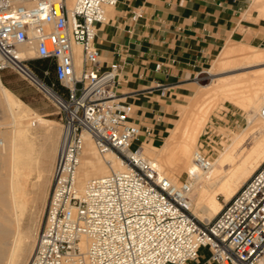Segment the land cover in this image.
I'll use <instances>...</instances> for the list:
<instances>
[{"label": "built area", "instance_id": "1", "mask_svg": "<svg viewBox=\"0 0 264 264\" xmlns=\"http://www.w3.org/2000/svg\"><path fill=\"white\" fill-rule=\"evenodd\" d=\"M117 2L74 0L69 9L67 0H0V71L12 69L38 90L50 89L61 122L43 218L26 264H264V162L214 218L200 221L189 209V174L172 181L144 155L133 105L118 89L121 63L101 67L96 43L107 8ZM31 44L37 58L52 64L49 83L16 52ZM157 87L164 95L165 85ZM259 115L264 119V103ZM85 135L98 154L116 155L124 168L79 186ZM193 159L200 169L212 166L200 150Z\"/></svg>", "mask_w": 264, "mask_h": 264}, {"label": "bare ground", "instance_id": "2", "mask_svg": "<svg viewBox=\"0 0 264 264\" xmlns=\"http://www.w3.org/2000/svg\"><path fill=\"white\" fill-rule=\"evenodd\" d=\"M73 4L74 0H67L69 9ZM254 6L264 11V0H254ZM73 49L78 55L79 46L74 44ZM222 51L224 53L216 61L217 67L209 69L213 75L264 64V49L255 46L227 45ZM16 52L20 57L29 59L36 54V48L34 44L20 45ZM76 63L79 64L78 57ZM261 69L249 74L232 73L214 78L210 84L202 87L205 89L203 92L196 90L192 97L195 104L192 102V105L189 104L180 113L177 124L166 132L155 149L156 152L149 158L172 181H176L175 175L186 169L192 183L189 209L200 221H210L221 210L224 203L218 201L216 195L222 194L223 202L228 201L264 162V119L259 115V109L264 103V68ZM44 93L48 97L53 94L47 87ZM204 94H208L212 103L218 98H224L242 106L249 121L248 130L243 135L241 133L240 137L235 134L233 144L231 143L225 153L217 154L218 157L207 170L197 167L193 159L198 151L194 144L195 136L201 131V126L212 109L211 105L205 106V102L202 105L203 101L200 99ZM0 106L8 118L6 124L2 121L4 128H0V264H23L33 248V244L28 241L32 236L30 231L22 227L27 205L26 185L34 174L39 192L44 194L47 186V181L41 182L45 172L42 155L37 152L28 128L35 125L44 127L51 123L18 100L3 86L1 80ZM186 120H189L188 123ZM55 154L57 153L51 154L52 161L55 160ZM123 168L124 163L116 155L98 154L90 138L85 135L78 168L79 186L89 178Z\"/></svg>", "mask_w": 264, "mask_h": 264}, {"label": "crops", "instance_id": "3", "mask_svg": "<svg viewBox=\"0 0 264 264\" xmlns=\"http://www.w3.org/2000/svg\"><path fill=\"white\" fill-rule=\"evenodd\" d=\"M248 2L118 0L97 29L100 65L121 63L122 96L134 110L153 114L164 108L158 96L201 81L211 56L227 38L233 34L259 37L260 31L246 27L244 21ZM134 12L136 19L131 17ZM158 84L165 85L164 95ZM200 252L207 254L206 248Z\"/></svg>", "mask_w": 264, "mask_h": 264}, {"label": "rangeland", "instance_id": "4", "mask_svg": "<svg viewBox=\"0 0 264 264\" xmlns=\"http://www.w3.org/2000/svg\"><path fill=\"white\" fill-rule=\"evenodd\" d=\"M244 13L246 16L244 20L246 23V27H251L253 30L260 31L258 38L251 39L249 36L242 37L240 36V34H233L231 37L227 38L223 44L217 47L216 51L211 56L206 67V72L202 74L203 78L199 83H196L189 88H184L183 91L166 92V96H158L157 99L160 102L165 103L164 108H161L153 114H145L143 112L134 110L133 118H136L135 122L138 123L141 127V136L139 142L141 143L143 153L147 158H152V154L156 152L155 149L158 148L159 144L162 142L166 132L177 124L180 113L185 110L189 106V104L192 105V102L193 104H195L192 97L195 95L196 90H201V92H203L205 89L202 87H204L206 84H210L212 80H214V78H221L224 75L226 76L232 73L249 74L258 72L262 70L261 68H264V64H260L243 69H234L220 72L214 75L209 72L210 67H217L216 61L217 58L224 53L222 51L224 46H255L260 49H264V11L254 6V0H249ZM240 28L242 30V26H240ZM35 55L36 54L34 53V55L29 58L28 66L38 76L49 83V81L53 78L52 70L48 69L49 74L47 75L43 73V70L47 69V67H51L52 65L49 60L37 58L35 57ZM0 80L3 86L8 88L13 93V95L18 98V100L24 103V105L26 104V106L31 108V110L35 113L50 120L49 122L51 123V125L46 124L44 125V127H37L35 125V127L30 126V128H28V134L35 143L36 150L38 149L37 152L41 153L42 155L45 172L42 178L43 181L41 180V182L47 181V186L45 188L44 194L39 192V185L34 174L30 179H28L26 185L27 205L25 206L22 218V227L23 229H27L30 231V234L32 236L31 239L28 238V241H30L31 244H34L36 232L43 218L44 206L50 187V170L52 171V165L54 162V160H51V154L52 152L57 153L58 145L60 142V114L58 113V110L53 104L52 100L48 98L43 91L38 90L32 83L22 77L18 72L12 69H4L0 71ZM206 95L204 94L200 99L201 102L203 101L202 105L204 106L205 102V106L211 105L212 109L207 115V119L204 120L200 129L201 131H199L198 135L195 136L196 141L194 140V144L197 147V150H200L201 152L209 156L212 161H214V159L218 157L217 154H221L222 152L225 153V151H227V148L231 146V143L233 144L234 139L236 138L235 134L237 137H240L241 133L243 135V133L246 132L245 130H248L247 128H249V121L247 119V114L242 106L237 105L224 98H218L217 100H214L215 102L213 101L212 103L210 102L211 99L208 94ZM208 98L210 100L207 102ZM7 119V114L4 113L0 106L1 129L4 128V126L2 125L4 123L6 124ZM188 121L189 120H186L187 123ZM45 139L47 141H45ZM187 177L188 174L186 169H184L180 174L175 175V179L177 181L184 180ZM216 198L218 201L220 200V202L224 203L222 194L216 195ZM30 253L31 252L29 251L23 264H26Z\"/></svg>", "mask_w": 264, "mask_h": 264}, {"label": "trees", "instance_id": "5", "mask_svg": "<svg viewBox=\"0 0 264 264\" xmlns=\"http://www.w3.org/2000/svg\"><path fill=\"white\" fill-rule=\"evenodd\" d=\"M48 60V59H47ZM51 63V62H50ZM52 65V64H51ZM47 69H51L52 70V66L51 67H47ZM52 79H54V75H53V73H52Z\"/></svg>", "mask_w": 264, "mask_h": 264}]
</instances>
